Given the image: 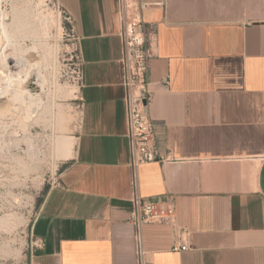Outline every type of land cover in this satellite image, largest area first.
<instances>
[{
    "label": "crops",
    "instance_id": "obj_1",
    "mask_svg": "<svg viewBox=\"0 0 264 264\" xmlns=\"http://www.w3.org/2000/svg\"><path fill=\"white\" fill-rule=\"evenodd\" d=\"M76 27L81 118L61 186L46 188L31 264H137L131 221L118 0H56ZM167 2L153 31L149 114L169 163L139 170L140 195L172 198L178 226L147 224L154 264H264V0ZM176 242L190 245L175 251Z\"/></svg>",
    "mask_w": 264,
    "mask_h": 264
},
{
    "label": "rangeland",
    "instance_id": "obj_2",
    "mask_svg": "<svg viewBox=\"0 0 264 264\" xmlns=\"http://www.w3.org/2000/svg\"><path fill=\"white\" fill-rule=\"evenodd\" d=\"M77 38L56 0H0V90L27 71L37 82L25 127L0 122V264H31L41 199L67 162L58 159L57 139L75 145L82 111ZM7 47L21 55L17 73L3 68Z\"/></svg>",
    "mask_w": 264,
    "mask_h": 264
},
{
    "label": "built area",
    "instance_id": "obj_3",
    "mask_svg": "<svg viewBox=\"0 0 264 264\" xmlns=\"http://www.w3.org/2000/svg\"><path fill=\"white\" fill-rule=\"evenodd\" d=\"M149 8H167V2H140L138 0H118L119 37L121 41V63L124 71L125 110L127 139L130 150L129 166L132 172L131 185V221L135 226V243L137 264H154L145 247L143 228L147 224H167L177 228L184 234L177 222L175 201L170 198L164 202H152L142 197L139 192V170L143 165L151 163H169V157L159 152L155 126L149 114L153 99L149 89L148 74L154 57V33L143 22V12ZM78 39V38H77ZM79 86L82 85V58L78 50ZM51 188L61 186L60 175L52 179ZM38 219L36 216L35 221ZM33 223V224H34ZM32 257L45 246L42 239L32 233ZM182 252L190 249V245L176 242L173 248Z\"/></svg>",
    "mask_w": 264,
    "mask_h": 264
},
{
    "label": "bare ground",
    "instance_id": "obj_4",
    "mask_svg": "<svg viewBox=\"0 0 264 264\" xmlns=\"http://www.w3.org/2000/svg\"><path fill=\"white\" fill-rule=\"evenodd\" d=\"M2 25L4 26L3 30H5L6 33L7 31L4 23H2ZM3 54L5 55V60L3 61L4 70L6 69L9 73L19 72L21 55L17 54L15 49L10 50L8 47L4 49ZM36 89L37 82L33 79L32 73L27 71L24 76H18L10 84H7L3 90H0V122L3 120L8 124H13L18 120L22 123L23 116L30 114L32 108L31 100L34 97L33 91ZM6 122L5 124H7ZM22 126L25 127V124L22 123ZM57 146V156L59 160L67 161L72 157L75 146L72 140L68 142L64 137H58Z\"/></svg>",
    "mask_w": 264,
    "mask_h": 264
}]
</instances>
